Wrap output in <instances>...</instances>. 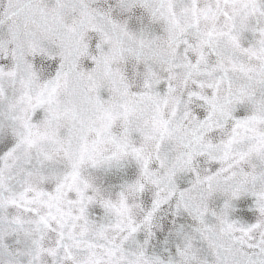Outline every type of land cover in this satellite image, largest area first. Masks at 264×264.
Wrapping results in <instances>:
<instances>
[{
  "label": "snow or ice",
  "instance_id": "1",
  "mask_svg": "<svg viewBox=\"0 0 264 264\" xmlns=\"http://www.w3.org/2000/svg\"><path fill=\"white\" fill-rule=\"evenodd\" d=\"M0 264H264V0H0Z\"/></svg>",
  "mask_w": 264,
  "mask_h": 264
}]
</instances>
